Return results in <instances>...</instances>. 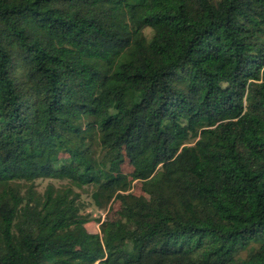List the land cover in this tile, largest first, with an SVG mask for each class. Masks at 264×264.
<instances>
[{
	"label": "trees",
	"instance_id": "trees-1",
	"mask_svg": "<svg viewBox=\"0 0 264 264\" xmlns=\"http://www.w3.org/2000/svg\"><path fill=\"white\" fill-rule=\"evenodd\" d=\"M97 262L264 264V0H0V264Z\"/></svg>",
	"mask_w": 264,
	"mask_h": 264
},
{
	"label": "rangeland",
	"instance_id": "rangeland-1",
	"mask_svg": "<svg viewBox=\"0 0 264 264\" xmlns=\"http://www.w3.org/2000/svg\"><path fill=\"white\" fill-rule=\"evenodd\" d=\"M146 32L149 36H151L152 32L150 28L146 29ZM89 136L88 140L92 141V137H94V140H96L95 134L93 132H89L87 134ZM93 140V141H94ZM194 139H190V141H193ZM93 148L94 153L98 157H103L105 155V151L98 148V145L96 142H93ZM97 141V140H96ZM123 171L130 173L129 171L133 168L128 164V162H125L123 165ZM52 183L56 188H73L75 192H79V196L77 197V204L80 209V213L84 215L85 217H88L89 222L86 224V227L91 232H100L101 230V223L105 220L111 221L114 223L116 219H119L120 216L116 212L114 208V200L111 203H108L107 205H101L96 200L94 196V191L96 190V187H94L92 184H87L84 187H78L76 185H73L69 179H59V178H49V177H39L36 178V184L35 188L38 192L43 193L47 186ZM23 184H21L22 186ZM142 181L141 180H135L132 185V189L136 194H142L143 191L141 189ZM22 192H25V187H22ZM253 243L249 244L247 248L242 250V254H246L250 248H252ZM96 264H99L97 262Z\"/></svg>",
	"mask_w": 264,
	"mask_h": 264
}]
</instances>
